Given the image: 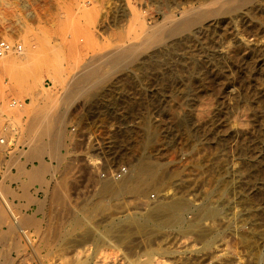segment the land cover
<instances>
[{"label":"rangeland","instance_id":"obj_1","mask_svg":"<svg viewBox=\"0 0 264 264\" xmlns=\"http://www.w3.org/2000/svg\"><path fill=\"white\" fill-rule=\"evenodd\" d=\"M198 1L206 0H0V38L20 41L34 55L26 65L16 60L12 70L5 59L20 52L0 59V138L6 133L10 141L0 142V185L9 187L16 212L32 220L27 229L37 247L24 244L0 200V264H68L72 211L85 215L81 229L95 225L88 244L95 263L264 264V0L225 6L162 41L130 49L137 55L132 63L101 60L93 68L99 75L91 70L88 78L72 79L89 60L141 43L145 27L179 2ZM127 6L142 9L144 25L124 14ZM34 91L76 93L56 105L57 114L68 108L60 158L39 154L42 141L53 138L32 122ZM141 159L156 163L162 181L145 177L133 196L103 198L108 173ZM41 161L58 166L45 174L46 183L30 176ZM168 188L187 204L163 230L168 216L156 219L144 208ZM196 215L209 223L211 237L187 231Z\"/></svg>","mask_w":264,"mask_h":264},{"label":"bare ground","instance_id":"obj_2","mask_svg":"<svg viewBox=\"0 0 264 264\" xmlns=\"http://www.w3.org/2000/svg\"><path fill=\"white\" fill-rule=\"evenodd\" d=\"M26 1V0H24ZM244 1H250V0H211V1H198V2H191L188 5H180L181 2H179L177 4V6L173 9H170V11L168 12H163L164 15V19L157 21L154 25H148L147 29H145V33H144V38H142V42L139 44H130V45H120V47H118V49H116L113 52H109L107 54L101 55L97 60H89L86 65L84 66V69L82 71H80V73L73 78H88L89 77V73L91 72V70H97V69H93L98 67V65L100 64L101 60H111L114 63V66H119L121 64V62L123 63V60L127 59L128 62L127 63H132V61H134L136 55V52H132L130 51V49L132 50H136L142 47H145L146 43H152L155 41H162L164 38H166L169 35H175L177 33H179L180 31L187 29L188 27L199 23L201 21H203L204 19H207L209 17L218 15L220 13V11L223 9V7L227 6L226 9H230L228 7L230 6H234V7H238L239 5L242 4V2ZM177 3V2H176ZM140 4V3H139ZM227 4V5H226ZM28 5V4H27ZM124 14L127 15H132L134 20L136 22L142 23L144 25V22H142V12L140 9H130L129 6L124 7ZM175 9V10H174ZM31 11V10H29ZM123 12V11H122ZM176 12H180L181 14V18L180 19H176L178 17L175 18ZM31 18L34 17L33 12H29L28 14ZM124 15V16H125ZM17 18H19L17 16ZM16 18V19H17ZM20 20V18L18 19ZM17 20V21H18ZM168 23L170 24L168 26ZM165 24L166 29L164 28ZM164 28V29H163ZM148 44H146L147 47ZM154 45V44H153ZM119 46V45H118ZM122 46V47H121ZM117 48V47H116ZM108 52V51H107ZM21 55H16L18 56L16 58V56H8L5 59V68L8 70H12L13 66L15 65V61L17 60L19 62V64H25L29 59H31L32 57H34V55L30 52H28L27 50L25 51H20ZM5 58V57H4ZM32 60V59H31ZM29 62V61H28ZM124 61V63H126ZM99 63V64H98ZM102 63V62H101ZM126 63V64H127ZM29 64V63H28ZM34 64V63H33ZM98 64V65H97ZM26 65V64H25ZM28 66V65H27ZM106 66V64H105ZM25 67V66H24ZM111 67V66H110ZM115 67V68H116ZM12 68V69H11ZM20 68V67H19ZM32 68V67H31ZM35 69V68H33ZM40 69V68H39ZM100 69V68H99ZM99 69L97 71H99ZM25 71V70H24ZM28 71V70H27ZM30 71V70H29ZM95 71L93 72V74L95 73ZM96 71V72H97ZM103 71V70H102ZM14 72V71H13ZM34 72V71H33ZM21 73V72H20ZM36 73V72H35ZM77 73V72H76ZM99 72H97L98 74ZM107 73V72H106ZM105 73V74H106ZM28 74V72H27ZM91 74V73H90ZM34 73L31 74V79L33 81V77H34ZM75 75V74H74ZM99 75V74H98ZM37 76V75H36ZM35 76V77H36ZM23 77V76H22ZM28 77H30L28 75ZM93 77V76H92ZM91 77V78H92ZM66 78V77H65ZM29 79V78H28ZM105 79L104 75H101L98 77V81H101ZM39 80V79H37ZM66 80V79H65ZM74 80V79H73ZM77 80V79H76ZM80 80V79H79ZM83 80V79H82ZM81 80V81H82ZM95 80V79H94ZM69 82V81H68ZM78 82V81H77ZM40 83V82H39ZM66 83V82H65ZM76 83V82H75ZM80 83V82H79ZM35 84V81L34 83ZM70 85V84H69ZM65 86V85H64ZM67 87V86H66ZM69 88V87H68ZM67 89V88H66ZM73 89V88H72ZM46 90V89H45ZM65 90V89H63ZM70 90V89H69ZM74 90V89H73ZM75 90H76V85H75ZM57 92V91H56ZM63 93V91H62ZM74 92H68V93H64V94H54V93H50V91H46V93L40 92V91H34L31 93L32 96V100L35 101V105H34V110L35 111L34 117H33V123L35 124V128L39 129L40 131L49 134L50 136H52L53 139H50V141H47L44 143L43 145H40L38 147H40V153H42L43 151L45 152H49L51 154H54L55 157L60 158V153H59V149L63 144V140H62V128L64 127V118H65V114L67 112V106L66 104L63 106L64 109L60 112H58V114L56 113L58 107L56 106L58 101L62 100L65 101L70 98L72 96ZM76 94V93H74ZM89 95V94H88ZM74 99V98H73ZM61 101V102H62ZM63 104V103H62ZM61 110V109H60ZM67 115V114H66ZM67 118V117H66ZM10 126V125H9ZM32 127H34L32 125ZM14 128H12V126L10 127V130H13ZM31 132V131H30ZM36 132V131H35ZM41 132V135H42ZM10 133V132H9ZM8 135L9 138V134ZM30 138V137H29ZM32 140V139H31ZM39 143V142H37ZM65 144V143H64ZM34 145V143H33ZM32 145V147H33ZM37 145V144H36ZM4 146V145H3ZM35 146V145H34ZM34 149L31 151L32 156L37 155L35 154V150L38 149L35 147H33ZM38 153V152H37ZM31 156V155H30ZM93 157H91L92 159ZM95 158V157H94ZM93 158V160H94ZM95 160H98V162H101L100 158H97ZM94 162V161H93ZM97 162V161H96ZM129 166H126L125 171H123L121 173V175L119 177L117 176H112L109 173L113 172V170L111 172L108 173V178H105V181H103L102 185H101V194H103V198H108V199H112V198H123L126 197L125 194H130L131 196H133L134 193L140 191V186H141V182L145 177H148L149 179L153 180V181H162V176L159 174L160 172L157 171V167H156V163L155 162H146L144 160H140L135 164H131L130 162ZM99 165V164H98ZM128 165V164H127ZM20 169L23 171L24 170V165L21 163L20 165ZM122 166L124 165H118V167L114 170L116 171H120ZM58 167V166H57ZM57 167H53L51 165H49L48 163H46L45 161H41L39 165H37V167H35L33 169V171L30 173V176H32L33 178L37 179L36 181L40 180L42 183H46V179H45V174L47 172H52V174L54 175L57 172ZM95 168V167H94ZM21 170L19 172H21ZM162 172V171H161ZM165 174V173H164ZM107 176V175H104ZM166 176V175H165ZM54 177V176H53ZM32 178V179H33ZM147 179V178H146ZM154 183V182H153ZM158 183V182H157ZM163 183V182H162ZM146 185V184H145ZM144 185V186H145ZM143 186V187H144ZM147 186V185H146ZM145 186V187H146ZM151 187V186H150ZM9 188V187H8ZM6 189V187L1 186L0 185V200L2 201V203L4 204L3 207L6 208V211L11 215V226L14 227L15 229H17L25 238V240L27 241V243L25 242L24 244H28L30 243L31 246H33L34 249V245H32V240H31V233H29L30 230H28L29 228L27 227V223L31 222L32 220L29 219L28 217H21L19 215V213L16 212L15 207L13 205V203L11 202V200L8 198V190ZM142 190V189H141ZM99 191V190H98ZM141 192V191H140ZM99 193V192H98ZM181 193V192H180ZM139 194V193H138ZM144 194V193H142ZM141 194V195H142ZM147 194V193H146ZM99 195V194H98ZM137 195V194H136ZM149 195V194H148ZM161 197L157 198L158 202L154 205H150L147 204L145 205V210H148L151 216H155L156 219L162 218L163 215H167L168 218L162 219L161 221V227H164L163 230L165 229V227L170 226L169 223V218L173 217L175 219V217L179 214L180 210L184 207L185 204H187V202H185L184 198L178 195V191L176 188L173 189V191H171V189L168 188V190H166L164 193L160 194ZM60 196V195H59ZM102 196V195H101ZM129 196V195H128ZM147 196V195H146ZM58 197V196H57ZM100 197V196H99ZM98 197V199H99ZM151 197V196H150ZM119 198V199H120ZM63 199V198H62ZM61 199V200H62ZM97 199V200H98ZM186 199V198H185ZM59 200V201H61ZM150 200V199H149ZM106 201V200H105ZM156 201V200H155ZM116 202V201H115ZM142 202V201H141ZM153 202V201H152ZM99 203V202H98ZM114 203V202H113ZM71 204V203H70ZM110 204V203H109ZM144 204V203H143ZM146 204V203H145ZM76 206V205H75ZM75 206L71 205V210L76 209ZM95 206V205H94ZM87 207V206H86ZM83 208V207H82ZM85 208V207H84ZM95 208V207H94ZM100 210V208H98ZM141 209V208H140ZM215 209V208H214ZM90 210V209H89ZM95 210V209H94ZM98 210V211H99ZM5 211V212H6ZM85 211V209L83 210ZM91 211V210H90ZM92 212V211H91ZM211 212V211H210ZM73 214H69L70 216H72L71 219V224L69 225L70 228H68L66 231H68V235L66 240L68 245L65 247L66 248V256L69 257L68 264H99V263H95L94 262V257L96 254V250L92 251L89 250L91 248H89L88 244L90 243V241L93 242V235H94V230L95 229V225L94 228L91 227H85L84 229H81L83 226V222L86 220L85 215L79 216L77 214H74L75 211L73 212ZM77 213V212H76ZM113 213V212H112ZM21 214V213H20ZM92 214V213H91ZM145 214V213H144ZM216 214V211H212V214ZM22 215V214H21ZM90 215V214H88ZM93 215V214H92ZM210 215V214H209ZM87 216V215H86ZM148 216V215H147ZM69 217V216H68ZM91 218V215H90ZM132 218L129 217V219ZM146 218V217H145ZM207 218V217H206ZM104 219V217H103ZM106 219V218H105ZM135 219V218H134ZM134 219H130L129 222H135ZM137 219V218H136ZM144 219V218H143ZM150 219V218H149ZM205 218L203 217H198L197 215L195 216V218H192L191 221L189 222L188 220V227L186 228L187 231L194 232L196 233L198 236L200 237H207L212 233V228H209V223L204 221ZM4 220V219H3ZM9 220V219H7ZM34 220V219H33ZM119 220V219H118ZM124 220V219H123ZM145 220V219H144ZM155 220V219H154ZM152 221L155 222V221ZM173 220V219H170ZM68 221V220H67ZM89 221V220H88ZM125 221V220H124ZM127 221V222H128ZM137 221V220H136ZM34 222V221H33ZM86 222V221H85ZM112 223L114 222V220L111 221ZM121 222V221H120ZM128 224L130 225L131 223ZM144 222V221H143ZM148 222V221H146ZM160 222V221H159ZM177 222V220H176ZM90 223V221H89ZM102 223V222H101ZM149 223V222H148ZM158 223V222H157ZM33 224V223H32ZM93 224V222H92ZM127 224V223H125ZM146 224V223H143ZM159 224V223H158ZM111 226V224H109ZM116 225V224H115ZM121 225V223L119 224V226ZM133 225V224H131ZM140 224L137 225V227ZM149 224H147L148 226ZM155 225V224H154ZM87 226V225H86ZM92 226V225H91ZM109 226V227H110ZM118 226V223H117ZM118 226V227H119ZM152 226V225H151ZM150 226V227H151ZM174 227V223L171 225V227ZM105 227V226H104ZM108 227V226H107ZM125 227L128 228V225H125ZM130 227V226H129ZM146 227V225H145ZM149 227V226H148ZM153 227V226H152ZM155 227V226H154ZM28 228V229H27ZM116 228V226H115ZM133 228V226H132ZM140 228V227H138ZM142 228V227H141ZM157 228V227H156ZM214 228V227H213ZM110 229V228H108ZM123 228H121L122 230ZM137 229V228H135ZM145 229V228H144ZM142 229V230H144ZM146 229H148L146 227ZM150 229V228H149ZM148 229V230H149ZM160 229V228H159ZM185 229V230H186ZM215 229V228H214ZM11 230V229H10ZM100 230V229H99ZM117 230V228H116ZM115 230V231H116ZM119 230V229H118ZM138 230V229H137ZM140 230V229H139ZM138 230V231H139ZM210 230V231H209ZM96 231V230H95ZM105 231V230H104ZM123 231H126L125 228ZM129 231V230H128ZM135 231V230H134ZM146 231V230H145ZM152 231V230H151ZM214 231V230H213ZM97 232V231H96ZM133 232V231H132ZM147 232V231H146ZM186 232V231H185ZM217 232V231H216ZM100 233V232H99ZM98 233V234H99ZM104 233V232H103ZM107 233V232H106ZM105 233V234H106ZM130 233V232H129ZM139 232H137L138 234ZM142 233V231L140 232ZM148 233V232H147ZM169 233V232H168ZM101 234V233H100ZM126 233H124V235H122V237H120L121 239H123V236H125ZM135 234V233H134ZM152 234V233H151ZM214 234V233H213ZM218 234V233H216ZM65 235V234H63ZM110 235V234H109ZM215 235V234H214ZM99 235H97L98 237ZM102 236V235H101ZM104 236V235H103ZM107 236V235H105ZM113 237V235H111ZM119 235H116V237ZM121 236V235H120ZM127 236V235H126ZM133 236V235H132ZM150 236V235H149ZM212 235H210L211 237ZM96 237V236H95ZM96 237V239H97ZM100 237V236H99ZM110 237V236H109ZM108 237V238H109ZM115 237V235H114ZM130 238V236H128ZM63 238V237H62ZM106 238V237H105ZM119 238V237H118ZM147 238V237H146ZM104 238L102 237V240ZM128 239V238H127ZM126 239V240H127ZM64 240V239H63ZM98 240V239H97ZM96 240V241H97ZM101 240V239H100ZM100 240H98L97 243L100 242ZM110 240V239H109ZM116 240V239H115ZM125 240V239H124ZM130 240V239H129ZM19 241V240H18ZM95 241V240H94ZM121 241V240H120ZM24 242V241H23ZM65 242V241H64ZM152 242V241H151ZM22 243V242H21ZM20 243V245H21ZM45 243V242H44ZM102 243V242H101ZM16 244V243H15ZM18 244V243H17ZM91 244V243H90ZM19 245V246H20ZM64 245V244H63ZM98 245V244H97ZM100 245V244H99ZM129 245V244H128ZM27 246V245H26ZM106 246V245H105ZM114 246V245H113ZM22 247V246H21ZM40 247V246H39ZM38 247V248H39ZM18 248V247H17ZM37 248V247H35ZM104 248V247H103ZM129 248V247H128ZM22 250V249H21ZM36 250V249H35ZM54 250V249H53ZM94 250V249H93ZM133 250V249H132ZM22 251H26V250H22ZM37 251V250H36ZM102 250H100L101 252ZM51 251L48 250L47 253H49ZM62 252V251H61ZM91 252V253H90ZM114 252V251H113ZM22 253V252H21ZM128 253V251H127ZM52 254V253H51ZM63 254V253H62ZM137 254V253H136ZM58 255V254H57ZM145 255V254H144ZM60 256V255H59ZM64 256V255H63ZM128 256V255H127ZM125 256V257H127ZM23 258V257H22ZM46 258V257H44ZM66 258V257H64ZM104 258V257H103ZM42 259V258H41ZM97 259H99L97 257ZM106 259V258H105ZM125 259V258H124ZM57 260V259H56ZM141 260V259H140ZM139 261V260H138ZM143 261V260H142ZM141 261V262H142ZM42 264H46L44 261V259L41 260ZM99 262V261H98ZM103 262V261H102ZM109 262V261H108ZM112 262V261H111ZM61 264V263H60ZM63 264V263H62ZM101 264V262H100ZM112 264V263H111Z\"/></svg>","mask_w":264,"mask_h":264},{"label":"built area","instance_id":"obj_3","mask_svg":"<svg viewBox=\"0 0 264 264\" xmlns=\"http://www.w3.org/2000/svg\"><path fill=\"white\" fill-rule=\"evenodd\" d=\"M23 43L20 41H10L5 38H0V59L3 58L5 55H8L9 53H17L23 50ZM12 105H17V101H13ZM0 142L4 145H8L10 141H8V138L6 135L2 136L0 138ZM15 143V142H14ZM14 145V144H12ZM126 167L125 165L122 166L120 171L113 170V172L109 173L112 176H117L119 177L123 171H125Z\"/></svg>","mask_w":264,"mask_h":264}]
</instances>
